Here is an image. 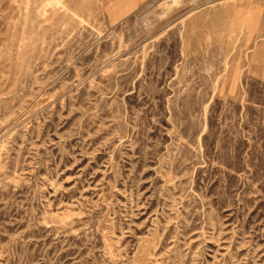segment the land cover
Here are the masks:
<instances>
[{"label": "rangeland", "instance_id": "374dc122", "mask_svg": "<svg viewBox=\"0 0 264 264\" xmlns=\"http://www.w3.org/2000/svg\"><path fill=\"white\" fill-rule=\"evenodd\" d=\"M0 264H264V0H0Z\"/></svg>", "mask_w": 264, "mask_h": 264}, {"label": "bare ground", "instance_id": "6f19581e", "mask_svg": "<svg viewBox=\"0 0 264 264\" xmlns=\"http://www.w3.org/2000/svg\"><path fill=\"white\" fill-rule=\"evenodd\" d=\"M174 5H178L182 0H172ZM168 6H171L167 3Z\"/></svg>", "mask_w": 264, "mask_h": 264}]
</instances>
